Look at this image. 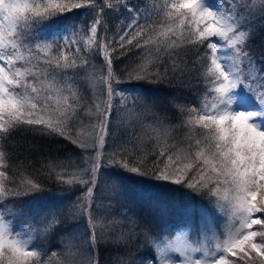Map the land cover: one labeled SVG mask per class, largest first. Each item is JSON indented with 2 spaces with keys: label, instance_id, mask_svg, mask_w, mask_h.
I'll list each match as a JSON object with an SVG mask.
<instances>
[{
  "label": "snow or ice",
  "instance_id": "1",
  "mask_svg": "<svg viewBox=\"0 0 264 264\" xmlns=\"http://www.w3.org/2000/svg\"><path fill=\"white\" fill-rule=\"evenodd\" d=\"M258 36L264 0H0V264H103L102 247L110 264H264ZM193 79L199 105L153 87ZM18 130L79 151L33 166L16 154ZM37 176L72 194L42 195ZM132 177L174 186L171 221L140 203ZM33 237L59 244L45 251Z\"/></svg>",
  "mask_w": 264,
  "mask_h": 264
},
{
  "label": "trees",
  "instance_id": "2",
  "mask_svg": "<svg viewBox=\"0 0 264 264\" xmlns=\"http://www.w3.org/2000/svg\"><path fill=\"white\" fill-rule=\"evenodd\" d=\"M99 2V0H98ZM151 2V0H149ZM78 12H90V9H80L76 10ZM111 23L108 25L109 35H113L112 29L118 27L116 24V15L109 14ZM84 20H88L89 16ZM82 17H79L81 20ZM83 25V23H82ZM253 48L259 50L264 46V36H258L255 42L252 44ZM142 51V50H141ZM137 59L136 52H128L125 55L120 56L118 59L114 60L115 70L119 73L124 71V69L132 65ZM94 63L99 65V59L96 58ZM191 86L182 90L173 89L172 86H153L161 87L165 92L175 91V98L179 102H185L188 104H200V97L204 93L205 86L201 83H197L195 79L191 82ZM90 94V89H89ZM251 106L255 107L254 104ZM87 120V118H85ZM13 145L16 150L17 156L24 160L25 158L33 165L36 166L37 161H58L66 160L70 155L78 152V149H75L67 141H64L58 137L42 135L35 131L29 130H18L15 138L13 140ZM37 179L44 183L46 192L42 195H47L49 193L58 192L60 185L55 184L54 182L48 180L44 176H37ZM140 177H132L130 182V187L135 191L137 199L145 207L150 208L153 213L158 217L162 222L171 221L173 217V204L179 199V194L171 191V188L174 186L158 184L153 182H140V184L135 183V181L140 180ZM76 191V188H73V192ZM72 193L62 194L60 196L64 197L66 195H71ZM54 197V196H52ZM32 197H26L25 200L31 199ZM261 215V214H256ZM227 223V217L223 213H219L215 218L216 232L219 238L224 239L226 233L224 225ZM17 227H20L18 224ZM259 226H254L258 228ZM260 238L257 237V240ZM215 240L208 245L210 250L214 251ZM59 240L56 238H36L33 237L31 245L38 247L45 251H49L58 246ZM100 258L103 264H110L112 249L100 248L99 250ZM58 258V257H57ZM55 259L53 258V264H55Z\"/></svg>",
  "mask_w": 264,
  "mask_h": 264
},
{
  "label": "rangeland",
  "instance_id": "3",
  "mask_svg": "<svg viewBox=\"0 0 264 264\" xmlns=\"http://www.w3.org/2000/svg\"><path fill=\"white\" fill-rule=\"evenodd\" d=\"M90 17V16H89ZM86 17H82L81 18V21H84V19H85ZM91 18V17H90ZM89 18V19H90ZM87 19V18H86ZM81 27H83V25L81 24ZM91 89H90V93H91ZM252 104H250V105H246L245 107L246 108H253V106H251ZM85 122H87V120H85ZM62 194H67V193H63V192H60V191H58V192H54V193H49V194H47V195H45L46 197H49V198H51L52 196H54V197H57V198H63L62 196H60V195H62ZM197 255H199V254H197Z\"/></svg>",
  "mask_w": 264,
  "mask_h": 264
}]
</instances>
